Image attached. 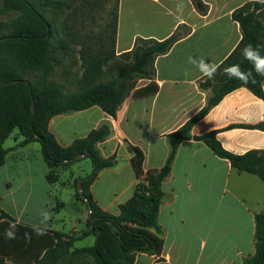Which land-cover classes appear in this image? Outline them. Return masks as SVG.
<instances>
[{"label":"crops","instance_id":"0c3cea01","mask_svg":"<svg viewBox=\"0 0 264 264\" xmlns=\"http://www.w3.org/2000/svg\"><path fill=\"white\" fill-rule=\"evenodd\" d=\"M201 1L205 6L202 13L191 0H120L117 56L132 51L139 38L164 41L176 34L178 40L168 53L156 58L153 79L133 82L117 119L95 106L58 115L49 123L50 132L64 147L103 124L112 126V135L99 149L105 158L115 156V165L103 170L91 186L94 200L104 211L118 215L120 205L134 195L140 171L143 178H150L164 167L170 154L168 135L194 118L211 96L210 90L200 87L207 77L189 63V57L222 65L242 40L233 13L257 2ZM258 13L264 22V7ZM258 124H264V100L240 88L194 125L193 138L179 146L172 172L163 184L165 197L159 211L162 253H141L135 264H243L255 253V216L264 213V181L239 172L194 137L215 132L224 149L243 155L264 150V131L242 127ZM15 132L16 139L6 147ZM15 132L4 143L9 152L0 168V208L23 223L18 216V195L24 194L22 202L32 200L36 165L41 168L50 201L47 207L55 213L60 210L47 179L49 168L40 143L20 146L24 137ZM133 148L139 151V160ZM85 161L72 165L68 172L75 177L78 165L79 171L86 172ZM7 201L15 205L9 206ZM26 225L70 234L64 227ZM72 230L79 231L77 223Z\"/></svg>","mask_w":264,"mask_h":264},{"label":"trees","instance_id":"16d2710c","mask_svg":"<svg viewBox=\"0 0 264 264\" xmlns=\"http://www.w3.org/2000/svg\"><path fill=\"white\" fill-rule=\"evenodd\" d=\"M77 1L0 0V168L5 165L9 152L4 143L16 130L24 137L20 146L40 143L51 185L58 182L61 172L90 159L94 167L92 173L76 179L75 185L78 200L87 207L78 190V182L83 180L84 194L92 207L91 213L88 212L93 228L77 237L18 223L0 208V264H135L141 253L160 255L163 240L159 211L165 197L163 184L172 172L181 143L193 138L194 125L229 93L247 88L264 100V76L258 75L242 55V49L248 44L259 47L264 55V22L258 13L264 4L250 2L233 13V20L242 31L240 44L218 67L213 79L206 78L200 83L202 89L212 92L206 105L184 126L168 135L170 154L164 167L150 178H143L140 171L141 180L134 195L120 205L118 215L104 211L94 200L91 186L103 170L115 165L116 157L105 158L99 149V144L112 135V126L103 124L64 147L50 132L49 123L58 115L95 106L117 119L130 96L133 82L153 79L156 58L168 53L179 37L175 34L164 41L139 38L132 51L117 56V3L113 49L95 53L88 43L81 42V48L75 51L72 45L80 41L67 18L77 12L74 9ZM191 1L204 12L201 0ZM75 52L79 56L74 61L69 54ZM70 61L71 66H80V76L65 68ZM233 64H239L242 71L251 70L254 80L243 84L230 79L224 69ZM62 69L63 80L58 82L55 77ZM242 127L264 131V124ZM194 139L204 142L239 172L256 175L264 181V150H252L243 155L231 153L224 149L215 132ZM133 150L139 160V151ZM78 155L86 157L78 161ZM8 231L14 233V238L6 235ZM89 236L95 237L94 245L76 247L77 241ZM243 264H264V213L255 216V253Z\"/></svg>","mask_w":264,"mask_h":264},{"label":"rangeland","instance_id":"374dc122","mask_svg":"<svg viewBox=\"0 0 264 264\" xmlns=\"http://www.w3.org/2000/svg\"><path fill=\"white\" fill-rule=\"evenodd\" d=\"M117 3L119 17L120 0H78L76 2L74 9L76 8L77 12H73L70 14L72 16L67 18L68 23L74 27L77 41H80L72 45V48L75 49V51H79L81 48L79 43L81 42L88 43L91 46V50L95 53L108 52L113 49L112 42L115 37L113 21ZM117 35L118 28L116 41ZM69 56L71 60L75 61L77 59L76 57L79 56V53H70ZM71 63L72 61L68 62L65 68L70 70L74 75L80 76L82 73L80 66H71ZM63 69L60 70V73L55 77V80L58 82H62L63 80L61 76ZM72 90H75V88H72ZM17 135L18 132H15L9 138L6 147L16 139ZM84 165L86 166V172L79 171V165L74 167L75 177L85 176L86 173L87 175L92 173L94 167L91 160L87 159ZM40 173L41 168L36 165V189L32 200L29 203L22 202L24 194L18 195L19 202L17 203V210L20 220L25 224L31 225L45 224V226H55L57 228L64 227L66 232L77 237L91 231L93 228V222L90 220L87 207L80 202L76 196V178L74 175H71L67 170L63 171L60 173L58 182L51 185L53 188L52 192L56 195L58 210H60L55 213L54 211H51V206L47 207V204H49L50 201L45 192V183L40 176ZM7 204H9V206L12 204L15 205V203H11L10 201H7ZM18 206L21 207L19 208ZM54 207H56L55 204ZM43 211L51 213V219L47 222H42L43 217L41 213ZM74 223H77L79 229L77 232L72 230ZM95 240L94 236H89L83 240L77 241L75 245L79 248L88 247L94 245Z\"/></svg>","mask_w":264,"mask_h":264},{"label":"clouds","instance_id":"9594fccd","mask_svg":"<svg viewBox=\"0 0 264 264\" xmlns=\"http://www.w3.org/2000/svg\"><path fill=\"white\" fill-rule=\"evenodd\" d=\"M257 2L264 4V0H257ZM242 55L252 64L253 69L258 75L264 76V55H261L259 47H253L252 44H248L242 49ZM189 63L193 64L201 75L208 79H213L218 69V65L209 63L203 58L194 59L189 57ZM224 72L230 79L240 80L243 84H247L250 79L254 80L252 71H242L239 64H233L225 68ZM41 215L43 217L42 222H47L51 219V213L48 211H43ZM38 234L42 235L43 232H38ZM6 235L9 238H14V233L12 231H8Z\"/></svg>","mask_w":264,"mask_h":264},{"label":"water","instance_id":"95a60500","mask_svg":"<svg viewBox=\"0 0 264 264\" xmlns=\"http://www.w3.org/2000/svg\"><path fill=\"white\" fill-rule=\"evenodd\" d=\"M32 111L34 112V105H33V107H32ZM85 157H86L85 155H78L77 158H76V160L79 161V160H81V159H84ZM82 184H83V180H80V181L78 182V190H79V193H80L81 197H82V198L84 199V201L86 202L89 212L91 213V211H92V207H91V204H90L89 200L86 198V196H85V194H84V189H83Z\"/></svg>","mask_w":264,"mask_h":264}]
</instances>
